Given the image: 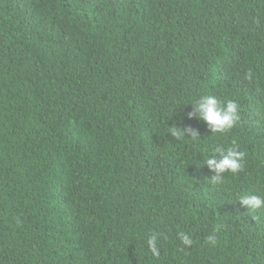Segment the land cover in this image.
Returning a JSON list of instances; mask_svg holds the SVG:
<instances>
[{
    "label": "trees",
    "instance_id": "1",
    "mask_svg": "<svg viewBox=\"0 0 264 264\" xmlns=\"http://www.w3.org/2000/svg\"><path fill=\"white\" fill-rule=\"evenodd\" d=\"M202 95L237 102L233 129L189 119ZM217 146L246 154L220 184ZM245 194L264 196V0H0V264H264Z\"/></svg>",
    "mask_w": 264,
    "mask_h": 264
},
{
    "label": "clouds",
    "instance_id": "2",
    "mask_svg": "<svg viewBox=\"0 0 264 264\" xmlns=\"http://www.w3.org/2000/svg\"><path fill=\"white\" fill-rule=\"evenodd\" d=\"M252 78V73H247V79ZM194 110L188 114L189 119H199L206 123L209 131L212 134L225 133L235 127L239 120L238 104L234 100H228L226 102L219 101L216 97L211 95H202L199 99L192 102ZM172 135L176 138L180 136L190 137L192 140H199L200 133L194 128L179 129L175 128L171 131ZM214 154L210 155L204 162L207 167L215 173L211 177V181L214 184H220L223 181L225 173L232 175L238 174L243 168V162L245 159V152L239 150L237 147L232 146L224 148L217 146L214 150ZM242 206L247 211H256L260 208H264V196L252 194H245L239 198ZM182 243L189 245L192 243L190 237L186 234H180ZM208 242L211 244L216 243L215 236H208ZM147 243L151 249L152 254L158 255L157 252V234L153 233Z\"/></svg>",
    "mask_w": 264,
    "mask_h": 264
}]
</instances>
